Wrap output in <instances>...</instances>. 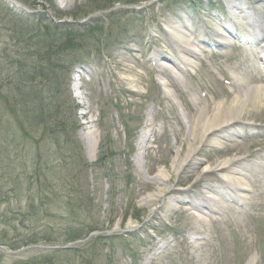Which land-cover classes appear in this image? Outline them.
<instances>
[{"label":"rangeland","instance_id":"374dc122","mask_svg":"<svg viewBox=\"0 0 264 264\" xmlns=\"http://www.w3.org/2000/svg\"><path fill=\"white\" fill-rule=\"evenodd\" d=\"M8 1L9 5L0 0V264L33 259L40 262L30 264H150L147 255L152 254L144 245L151 240L166 243L153 264H202L203 260L234 264L236 258L239 264L245 259V264H264L261 190L244 192L249 204L243 208L234 205L231 212H214L209 214L211 220L201 223L180 214V202L190 195L180 198L173 190L161 200L169 203L172 212L161 201L156 213L143 208V199L157 194L156 184L164 187L156 176L168 175L178 150L184 152L190 146L201 150L196 156L201 163L228 144L217 138L218 131L206 141L213 139L210 144L217 148L202 149L204 138L194 145L188 137L191 132L198 137L194 124L199 110L205 106L211 110L217 104L224 109L233 99L216 89L211 71L218 79H228L235 58L245 67L255 59L257 73L263 76L259 55L264 51L253 54V46L239 45L232 33L229 36L223 30L228 29L226 18L222 21L217 13L228 10V0ZM240 1L264 33V0ZM39 16L54 31L45 41L46 33L41 31L31 47L29 37L39 31ZM242 19L234 17V25L246 36L250 20L244 15ZM214 24L227 35L229 44L209 57L208 46L200 41L203 28ZM176 26L187 27L181 30L184 37L199 40L191 48L198 58L190 59L193 71L180 72L182 77L191 72L190 78L171 87L166 86L169 75L156 76L146 67H151L147 59L154 52L175 58L166 42L157 39L162 41L163 29L172 32ZM67 29L76 30L69 33ZM69 46L73 51H68ZM38 47L30 57V50ZM201 91L209 92L208 96L204 98ZM260 101L264 104L263 96ZM253 103L248 102L247 110ZM240 117L234 121L237 126L227 130L238 135L225 139L234 141L236 158L261 168L264 108L256 107ZM244 123L253 129L242 127ZM144 132L148 139L138 151ZM256 148L260 153L254 156ZM144 156L158 168L153 169ZM205 167L203 163L198 171L201 177ZM258 177L264 181V173ZM198 180L182 181L171 173L170 186L194 190ZM206 184L211 183L200 182L199 189L203 191ZM239 209L242 212L237 214ZM190 228L208 236L203 248L199 239L193 244L181 240ZM246 229L250 254H237ZM175 232L182 236L172 240ZM84 233L89 236L85 238ZM162 235L166 236L160 239ZM28 243L32 245L25 247ZM18 248L22 250L14 252ZM156 251L160 253V245Z\"/></svg>","mask_w":264,"mask_h":264},{"label":"bare ground","instance_id":"6f19581e","mask_svg":"<svg viewBox=\"0 0 264 264\" xmlns=\"http://www.w3.org/2000/svg\"><path fill=\"white\" fill-rule=\"evenodd\" d=\"M229 3L231 4L229 9L233 14L235 11L239 13L243 12L242 10H239L237 4L232 3V1H229ZM167 23L171 24L173 22L167 20ZM182 29L185 28L176 26L172 32L162 33L163 40L166 42L167 46H174L177 49V52L186 51L187 47L190 46V42L181 38L178 34ZM164 34L167 35V37ZM260 37L261 39L255 43L261 49H264V35H261ZM161 55L162 54L151 56L150 60H155ZM188 56L198 58L197 54L191 50H189ZM188 62L189 60L185 59L186 66H188ZM170 77L176 79L173 75ZM250 80L254 81L253 78H250ZM261 81H263V79L260 80V82ZM232 85L234 87V90L231 93L233 99L229 104H225L224 109L221 108L222 105L217 104L211 110L205 106V108L198 111L199 119L194 124V133L196 132L195 134L198 137L193 136L192 132L189 133L188 137L191 143L195 145L198 141H202L203 138L206 139V141L210 140L217 130L224 133V136L222 137L224 139L228 137L227 128L231 121L236 120L237 118L243 119L240 117L242 114L246 111H251L256 107L257 109L264 108V104L260 101L261 96L264 98L263 85H248V83L245 82L238 83L236 80H233ZM77 87L78 86H75V88ZM251 101L254 103L252 104L251 109L247 110V104L248 102L251 103ZM234 135L237 134L234 132ZM144 137L145 136L140 137L139 146L144 142ZM179 142L180 140L177 141L178 144ZM228 143L229 144H226V149L220 150L219 154L213 157L217 160L212 158L209 159L206 168H204V171L208 170L210 179L215 181L218 184L217 186L208 184L205 187L206 191L204 192L192 191L191 189L184 190L173 188L172 185L170 186L171 173L178 175L182 181H187L194 178L195 173H198L197 170L199 169L200 164H203L196 163V156L199 155L201 150H196L197 148H192L190 146L184 152H181L180 150L177 151V157L175 156L173 159L170 168L166 167V169L169 168V170H167L168 175L167 173H159L156 176L157 179L163 181L162 185L164 187H158V184H156L157 194L152 198L147 197L143 199V208H152L153 213H156L160 207L155 208V206L162 202V207L170 210L169 203L166 201L164 204L165 200H161L164 198L165 194H168L170 190H173L171 192H176L178 196L183 195L184 192H191L193 195L198 196L200 198L198 201L193 204H188L193 210L199 212L201 210H208L210 212H222L224 210L230 211L231 208L226 204L227 202L234 203L235 205L247 204L248 198L240 195L242 192H253V188H256L257 191L261 190L264 192V183L261 184V187L258 189L255 181L262 168H259L260 166L252 168L245 165L243 159L236 158L235 155L232 154L235 152L233 147L234 143L229 140ZM205 144L206 143L202 146H207ZM227 157L230 158L227 159ZM151 165L154 167L153 169L157 168L155 163L151 162ZM243 241L244 242L239 246L238 253L250 254L251 243L246 239H243ZM203 247L204 246L202 245V248ZM151 257L153 260L156 259V256ZM236 264H239V262H236Z\"/></svg>","mask_w":264,"mask_h":264},{"label":"trees","instance_id":"16d2710c","mask_svg":"<svg viewBox=\"0 0 264 264\" xmlns=\"http://www.w3.org/2000/svg\"><path fill=\"white\" fill-rule=\"evenodd\" d=\"M48 259H49V257H46V258H45V260H48ZM34 261H35V260H34ZM34 261H33V262H34ZM45 264H46V263H45Z\"/></svg>","mask_w":264,"mask_h":264}]
</instances>
